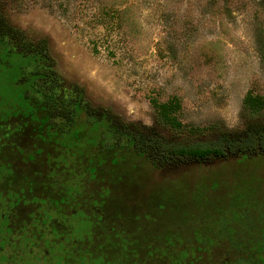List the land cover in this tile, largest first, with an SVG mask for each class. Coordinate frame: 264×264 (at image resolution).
Wrapping results in <instances>:
<instances>
[{
  "label": "rangeland",
  "instance_id": "obj_1",
  "mask_svg": "<svg viewBox=\"0 0 264 264\" xmlns=\"http://www.w3.org/2000/svg\"><path fill=\"white\" fill-rule=\"evenodd\" d=\"M251 131L264 0H0V264H264V159L128 147Z\"/></svg>",
  "mask_w": 264,
  "mask_h": 264
},
{
  "label": "trees",
  "instance_id": "obj_2",
  "mask_svg": "<svg viewBox=\"0 0 264 264\" xmlns=\"http://www.w3.org/2000/svg\"><path fill=\"white\" fill-rule=\"evenodd\" d=\"M39 75V74H38ZM30 105V114L37 115H53L54 108L48 102H42L36 99H29ZM74 110L71 111V115H69V122L66 126V131L69 132L71 128L76 123V118L73 114ZM40 127L39 121H37ZM42 125V124H41ZM25 128L22 126V129ZM21 129V130H22ZM38 129V128H37ZM40 132V129H38ZM50 137V136H49ZM152 154L151 156H146L147 151L143 149H135L132 142H130V149L134 150V154H142L146 161H149L151 166L159 172L160 171V163L158 156L162 158V160H166L168 166L174 168L175 173L180 168L173 166L176 160L179 162L183 161L185 166L186 161H190L191 165L195 164H210L213 161L218 160H229V159H236L241 156L245 157H260L264 159V139L260 137V135L254 133L253 131L248 132L243 139H238L232 142H228L226 144L221 143H191V144H179V143H172L167 141L161 136H157L152 139ZM102 148L96 149L97 152L102 155L106 154L107 149H105V153H101ZM188 163V162H187ZM186 163V164H187ZM193 163V164H192ZM180 165V166H181ZM163 170V169H162ZM167 171H172L167 169ZM173 173V172H170Z\"/></svg>",
  "mask_w": 264,
  "mask_h": 264
},
{
  "label": "flooded vegetation",
  "instance_id": "obj_3",
  "mask_svg": "<svg viewBox=\"0 0 264 264\" xmlns=\"http://www.w3.org/2000/svg\"><path fill=\"white\" fill-rule=\"evenodd\" d=\"M263 234V235H262ZM262 235V236H261ZM264 236V233L263 232H261L260 233V235L258 236V238H262ZM264 241H262V243L261 244H263L264 245V243H263ZM237 246V247H236ZM242 246L243 245H240L239 243H236V242H230L229 243V246L227 247V249L228 250H233L234 251V253H236L235 251H237V250H239V249H241L242 251H244V248H242Z\"/></svg>",
  "mask_w": 264,
  "mask_h": 264
}]
</instances>
